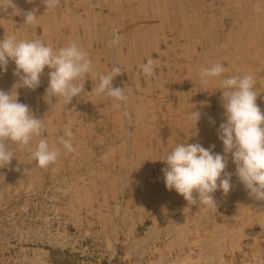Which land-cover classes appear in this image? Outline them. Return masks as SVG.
<instances>
[{"label": "rangeland", "instance_id": "1", "mask_svg": "<svg viewBox=\"0 0 264 264\" xmlns=\"http://www.w3.org/2000/svg\"><path fill=\"white\" fill-rule=\"evenodd\" d=\"M27 11L35 24H23ZM4 35L53 48L76 41L93 73L67 105L43 99L47 68L38 88L17 89L44 129L12 146L16 158L0 168V264H264V201L233 175L227 196L214 193L217 208L188 205L165 188L158 160L186 140L222 151L219 81L202 85V67L251 74L264 112V0H59L49 11L42 0H0ZM149 58L145 77L139 66ZM14 67L0 73V90L17 81ZM113 67L121 70L113 86L128 96L119 108L94 90L96 73ZM66 128L74 152L46 168L29 159L41 138L59 147ZM226 170L234 172L230 161Z\"/></svg>", "mask_w": 264, "mask_h": 264}, {"label": "clouds", "instance_id": "2", "mask_svg": "<svg viewBox=\"0 0 264 264\" xmlns=\"http://www.w3.org/2000/svg\"><path fill=\"white\" fill-rule=\"evenodd\" d=\"M45 11L53 10L59 0H42ZM34 11L24 13L25 25L36 23ZM9 61L14 63L13 75L17 81L8 91L0 90V168L7 167L15 153L12 146L27 147L44 129L42 118H37L30 107L19 101L18 88L35 90L40 78L47 72L48 84L43 99L55 106L58 99L65 105L84 92L85 77L93 73V62L89 53L76 41L53 48L38 39H17L15 35L0 38V73L7 71ZM145 77L154 72V62L147 59L140 66ZM221 63H213L199 69L198 75L205 87L219 81L222 94L223 121L216 129L222 151H214L215 145L204 147L201 143L181 142L175 145L162 161L163 182L169 191L182 196L188 205L217 208L214 193L218 190L225 196L233 189V175L243 186L247 195L264 201V112L257 105V92L251 74L225 76ZM121 74L119 67H113L106 74L96 73L95 93L110 97L114 106L127 104L125 88L114 87L113 80ZM54 98V102H53ZM201 112L189 113V120L196 129ZM210 124L215 120L208 118ZM192 129V130H193ZM193 135H197L193 131ZM73 133L66 128L59 138V147L50 145L41 138L34 148L29 149V159L38 167L46 168L64 152H74ZM229 161L234 172L227 171Z\"/></svg>", "mask_w": 264, "mask_h": 264}]
</instances>
